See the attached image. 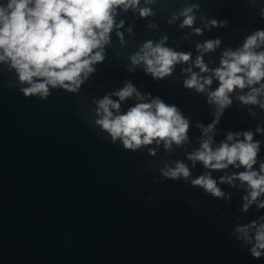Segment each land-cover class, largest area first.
<instances>
[{
  "label": "water",
  "instance_id": "water-1",
  "mask_svg": "<svg viewBox=\"0 0 264 264\" xmlns=\"http://www.w3.org/2000/svg\"><path fill=\"white\" fill-rule=\"evenodd\" d=\"M143 8L150 14L141 16ZM186 8L195 19L182 27ZM260 30L264 0H140L134 8L116 9L104 59L93 64L95 71L76 92L50 87L46 99L25 97L20 89L28 85L19 82L10 62H0V264H264V254L251 255L254 239L245 242L236 232L253 221L264 223V208L258 207L264 193L244 211L248 185L239 179L221 182L244 172L243 166L213 170L188 159L203 139L211 137L216 149L244 139L236 133L251 132L259 142L253 170L264 163V80L229 93L232 103L213 131L203 134L217 119L209 93L219 87L214 70L222 54L242 48ZM209 40L220 44L198 50ZM148 41L190 53V59L176 63L170 75L153 78L143 62L131 63ZM256 51H264V44ZM198 56L208 72L195 66ZM192 72L212 80L204 92L184 86ZM129 82L144 99L134 94L119 101L114 115L159 98L189 121L187 141L169 148L153 141L135 151L111 141L95 123L97 101L105 96L118 101L113 93ZM252 87L261 89L258 102L245 104L239 97ZM229 133L233 141H227ZM178 161L190 176L164 177L162 170ZM206 174L222 197L191 183Z\"/></svg>",
  "mask_w": 264,
  "mask_h": 264
},
{
  "label": "clouds",
  "instance_id": "clouds-1",
  "mask_svg": "<svg viewBox=\"0 0 264 264\" xmlns=\"http://www.w3.org/2000/svg\"><path fill=\"white\" fill-rule=\"evenodd\" d=\"M139 3L140 0H7L6 4L0 3V62H10V68L15 69L19 82L28 85L20 89L25 97L39 96L46 99L51 95L50 87L76 92L88 75L95 71L93 64L104 59L103 46L109 43L116 9L123 6L127 10ZM191 12L192 8H186L181 13L185 17L182 27L193 24L195 17ZM149 14L150 9L140 10L141 16ZM211 24L216 26L217 22L213 20ZM122 25L123 21L119 26ZM195 31L200 33V29ZM219 44V40H209L203 45H197V48L207 52ZM261 44H264V30L247 37L242 48L236 51L229 49L222 54L220 67L214 70L219 87L209 93V103L218 106L217 119L206 128L201 126L205 136L213 131L223 110L232 103L229 93L264 80V51H256ZM190 55L175 52L162 44L154 46L148 41L140 52L131 57V63L137 65L143 62L147 73L153 78L162 79L171 74L176 63L189 61ZM195 66L201 72L209 71L202 57L196 58ZM186 71L192 70L189 68ZM211 83L210 78H202L192 72L184 86L204 92L205 86ZM261 88L264 89V85ZM260 91L252 87L247 95L239 99L245 104H256ZM134 94L138 100L144 99L129 82L113 93L119 98L118 101L108 96L97 101V116L100 118L95 123L110 135L113 143L119 139L124 149L135 151L153 141L157 144L163 141L166 148L173 143L180 145L187 141L189 121L176 106L167 105L159 98L150 103H137L126 113L114 115L113 110L119 113V101L131 98ZM240 135L244 137L242 141L237 140L231 144L222 142L216 149L212 148L211 137L203 139L200 149L189 154L188 159L202 162L205 168L213 170L225 169L229 165L243 166L246 169L244 172L235 177H222L221 182L227 180L231 183L233 179H239L248 185L251 191L249 196L244 197L247 202L243 206V210L247 211L264 193V163L260 164L259 171L253 170L259 142H253L251 132L235 134ZM233 139L234 134L229 133L227 141ZM162 175L172 180L188 178L190 170L178 161L174 168L162 170ZM191 183L202 187L214 197L224 195L210 175H201ZM258 207L264 208V202ZM252 229H255L254 237L249 235ZM236 232L240 233L245 242L254 239L250 249L253 257L260 258L264 254V223L257 225L253 221L238 227Z\"/></svg>",
  "mask_w": 264,
  "mask_h": 264
}]
</instances>
